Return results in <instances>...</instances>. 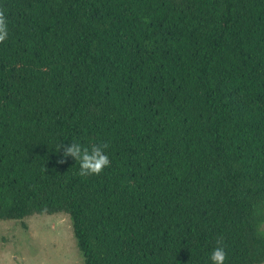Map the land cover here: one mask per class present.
<instances>
[{
    "label": "trees",
    "instance_id": "obj_1",
    "mask_svg": "<svg viewBox=\"0 0 264 264\" xmlns=\"http://www.w3.org/2000/svg\"><path fill=\"white\" fill-rule=\"evenodd\" d=\"M0 10V222L66 215L84 264H264V0Z\"/></svg>",
    "mask_w": 264,
    "mask_h": 264
},
{
    "label": "rangeland",
    "instance_id": "obj_2",
    "mask_svg": "<svg viewBox=\"0 0 264 264\" xmlns=\"http://www.w3.org/2000/svg\"><path fill=\"white\" fill-rule=\"evenodd\" d=\"M0 264H84V260L69 217L54 214L0 222Z\"/></svg>",
    "mask_w": 264,
    "mask_h": 264
},
{
    "label": "clouds",
    "instance_id": "obj_3",
    "mask_svg": "<svg viewBox=\"0 0 264 264\" xmlns=\"http://www.w3.org/2000/svg\"><path fill=\"white\" fill-rule=\"evenodd\" d=\"M9 38V26L6 12L0 10V43ZM65 158L71 156L79 164L78 174L81 177L99 175L106 168L110 167V157L106 151V143H95L84 146L79 141L61 145ZM61 163L63 161H60ZM211 264H227V252L222 243L217 242V246L210 253Z\"/></svg>",
    "mask_w": 264,
    "mask_h": 264
}]
</instances>
